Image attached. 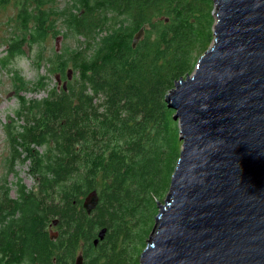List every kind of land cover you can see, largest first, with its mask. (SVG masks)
I'll use <instances>...</instances> for the list:
<instances>
[{
  "label": "trees",
  "instance_id": "trees-1",
  "mask_svg": "<svg viewBox=\"0 0 264 264\" xmlns=\"http://www.w3.org/2000/svg\"><path fill=\"white\" fill-rule=\"evenodd\" d=\"M30 1L42 5L25 0L23 12ZM82 4L70 19L73 32L106 35L74 57L89 69L86 81L76 91H49L38 113L11 133L14 159L24 155L38 187L18 180L16 198L8 188L0 194V264H76L80 256L82 264H140V241L144 250L180 158L183 143L166 96L190 74L205 9L210 16L215 1ZM209 33L204 47L214 40V29ZM11 46L12 54L21 52L18 41ZM94 191L99 202L89 214L84 201Z\"/></svg>",
  "mask_w": 264,
  "mask_h": 264
},
{
  "label": "water",
  "instance_id": "water-1",
  "mask_svg": "<svg viewBox=\"0 0 264 264\" xmlns=\"http://www.w3.org/2000/svg\"><path fill=\"white\" fill-rule=\"evenodd\" d=\"M214 1L212 46L166 96L182 151L140 264H264V0Z\"/></svg>",
  "mask_w": 264,
  "mask_h": 264
},
{
  "label": "rangeland",
  "instance_id": "rangeland-1",
  "mask_svg": "<svg viewBox=\"0 0 264 264\" xmlns=\"http://www.w3.org/2000/svg\"><path fill=\"white\" fill-rule=\"evenodd\" d=\"M24 1L6 0L0 6V194L4 188H8L12 198L17 196L18 180L29 190L37 191L38 187L37 179L30 173V163L22 161L24 147L20 148L22 155L19 161L14 159L11 143L13 129L21 130L27 125L28 119L38 113L36 105L49 98V91L63 89L64 83L66 90L70 88L76 91L86 81L89 69L75 63L74 57L84 52L90 44L101 42L106 35L104 29L100 30L93 40L73 32L70 19L79 16L85 9L82 0H42L41 7H38L37 2L33 4L30 1L23 12ZM205 12L203 33L200 36L208 41V34L216 25V10L210 16L208 9ZM58 37L63 38L59 50L56 49ZM15 41L20 43L22 49L12 54L15 47L11 44ZM202 43L192 54L188 76L195 73L196 65L205 53L204 49H209L213 44L211 41L204 47ZM66 59L68 64L62 71L61 64ZM70 71L71 80L68 79ZM175 123V130H179V123ZM40 151L43 152V149ZM11 169L14 170L12 173ZM144 242L146 240L141 239V252L144 251Z\"/></svg>",
  "mask_w": 264,
  "mask_h": 264
}]
</instances>
